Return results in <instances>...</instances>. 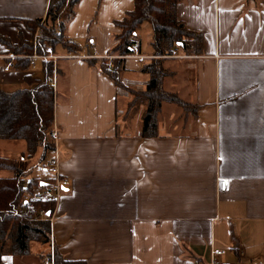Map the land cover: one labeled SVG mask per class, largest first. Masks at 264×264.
Segmentation results:
<instances>
[{"label":"crops","instance_id":"obj_1","mask_svg":"<svg viewBox=\"0 0 264 264\" xmlns=\"http://www.w3.org/2000/svg\"><path fill=\"white\" fill-rule=\"evenodd\" d=\"M48 4L0 0V36L32 42L27 22L44 20ZM133 7V0L78 2L66 35L81 49L57 50L50 82L58 137L42 162L56 160L67 186L55 198L48 249L32 243L28 255H5L2 264H43L50 242L63 260L84 264H207L213 249L224 251L219 264L264 263V0L177 4V19L202 33L203 50L164 59L167 69L184 67L183 88L167 91L189 107L163 103L152 138L142 135L145 104L133 103L149 83L151 29L136 31L146 59H124L122 86L99 68L119 42L115 22ZM24 58L8 71L0 59V88L43 76L47 62L15 68ZM219 179L228 181L224 192Z\"/></svg>","mask_w":264,"mask_h":264},{"label":"trees","instance_id":"obj_2","mask_svg":"<svg viewBox=\"0 0 264 264\" xmlns=\"http://www.w3.org/2000/svg\"><path fill=\"white\" fill-rule=\"evenodd\" d=\"M80 0H49L44 20L27 22L31 33L41 30V37L36 40V50L47 47L56 55L58 49L77 56L81 46L66 35L68 24L75 15V9ZM181 0H133L134 7L124 19L115 22L119 30L112 56L116 59H102L100 72L106 75L116 86H122L121 75L124 71V59L130 53L132 43L138 28L147 23L150 26L152 38L150 47L152 58L143 66V71L149 76V83L144 92L134 93L135 102L144 103L146 113L143 117V137L152 138L157 135L158 115L163 103L176 105L188 111L189 105L176 94L164 88L166 70L164 59L172 53L185 55H201L203 50V35L189 30L185 23L176 17V6ZM4 44L15 55L30 56L33 53V43L20 40L13 44L8 38L0 36ZM88 48H93L88 41ZM89 66L92 59H86ZM111 64V71L107 67ZM15 68L28 71L29 60L24 58L16 62ZM43 76L27 75L25 86L13 91L0 88V141H23L25 151L19 159L12 160L0 157V171L13 174L10 178H0V264L5 255L23 257L29 254L32 243L49 246V218L55 209V198L45 201L33 200L37 192H54L55 178L48 170L45 175L33 176L31 160L38 156L40 164L47 155L54 151V142L49 133L53 124V90L50 80L53 73L51 62L42 63ZM44 217H39V212ZM48 214V216H47ZM50 252L44 259L49 257ZM54 264H84L78 261H65L56 248L53 247ZM264 264V263H263Z\"/></svg>","mask_w":264,"mask_h":264},{"label":"built area","instance_id":"obj_3","mask_svg":"<svg viewBox=\"0 0 264 264\" xmlns=\"http://www.w3.org/2000/svg\"><path fill=\"white\" fill-rule=\"evenodd\" d=\"M41 37V30L37 29L34 32L33 38H32V43H33V53L30 56H26L28 58V60L30 61V64H32V66L34 65L35 62H37L38 60L43 61V62H51L53 65L60 59L58 56L54 55L52 52V49L50 47H47L41 51H37L36 50V40ZM130 42L132 43L131 47H130V53L128 55H126L123 58H126L127 56H131L136 58L138 61L143 62L145 61V57L140 56L138 54V50H139V43L133 39H130ZM175 54L172 53V56H174ZM21 57H25V56H21V55H15L12 54L10 52H5L3 53L0 49V59L1 60H7V64L4 68L5 71H8L10 69L13 68L14 66V61L16 58H21ZM116 56H107L108 61H112L114 59H116ZM112 67L111 64H109V66L107 67V71H111ZM50 86L51 88L54 89V81L50 82ZM49 136L51 138V140L55 143L57 137H58V133L57 130L54 127H52ZM49 165V171L51 172V174L54 176L55 178V183H54V192L52 194H49L48 192H37L36 194H34V196L32 197L33 200H39V201H45L48 198L52 197V198H57L59 196V194L62 192L63 188L67 186V181L63 180L61 177H59L58 174V170H57V164H56V160H52L50 162ZM222 181H226L225 183H222ZM227 184L228 181L226 179H219L218 180V189L222 192H224L227 189ZM39 217L41 219H43L44 217V212L40 211L39 212ZM49 223H51L52 221V217L49 218ZM50 254L49 257H47L43 264H54L53 263V244L50 242ZM224 254V251L221 249H213V251L211 252V256L209 259V262L207 264H219L218 263V258L220 256H222Z\"/></svg>","mask_w":264,"mask_h":264},{"label":"rangeland","instance_id":"obj_4","mask_svg":"<svg viewBox=\"0 0 264 264\" xmlns=\"http://www.w3.org/2000/svg\"><path fill=\"white\" fill-rule=\"evenodd\" d=\"M145 28H150V26L145 23L143 24ZM142 43L144 45L145 43V32L144 29L141 31V37ZM145 50H150L147 46L144 47ZM172 64V63H171ZM170 64V65H171ZM175 68L167 69L165 66V63L163 62V66L166 70V77L164 78V88L167 91V89L174 91V88H183V83L179 80L180 78H183V70L184 67L182 66L181 69H178L177 66H179L176 62L173 63ZM169 92V91H168ZM172 93V92H170ZM177 95V94H176ZM178 96V95H177ZM179 97V96H178ZM25 150V144L23 141H0V157H4L7 159L16 160L19 159L21 152ZM24 153V152H23ZM38 156L34 157L31 160L32 166V175L33 176H39V175H45V172L48 171L49 165L48 162L45 165V167L39 163ZM42 166V167H40ZM9 172H0V177H8ZM35 248V245L31 247V251Z\"/></svg>","mask_w":264,"mask_h":264},{"label":"snow or ice","instance_id":"obj_5","mask_svg":"<svg viewBox=\"0 0 264 264\" xmlns=\"http://www.w3.org/2000/svg\"><path fill=\"white\" fill-rule=\"evenodd\" d=\"M226 181H222V183H225Z\"/></svg>","mask_w":264,"mask_h":264},{"label":"water","instance_id":"obj_6","mask_svg":"<svg viewBox=\"0 0 264 264\" xmlns=\"http://www.w3.org/2000/svg\"><path fill=\"white\" fill-rule=\"evenodd\" d=\"M47 216H48V214H47Z\"/></svg>","mask_w":264,"mask_h":264}]
</instances>
